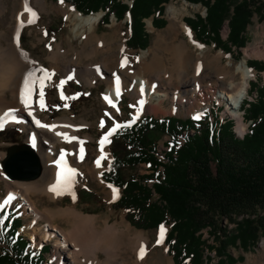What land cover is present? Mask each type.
<instances>
[{
  "label": "rangeland",
  "instance_id": "1",
  "mask_svg": "<svg viewBox=\"0 0 264 264\" xmlns=\"http://www.w3.org/2000/svg\"><path fill=\"white\" fill-rule=\"evenodd\" d=\"M14 1L15 0L0 1V5L4 8L3 13L0 14V33L3 34L6 32L3 41L4 45L6 43L9 44L10 41L11 27L13 24L12 15L14 11L12 4ZM119 1L129 5L132 0ZM43 2L44 11H39L37 8L33 7L31 8V12L36 13V17L21 30L19 38L20 45L33 60V63L36 66L38 64L41 65L36 72L37 74L34 78L33 85L29 88L28 96L33 103V108L37 110V114L47 127L58 118H66L76 124L78 133L83 139L82 146L87 152V167H91L93 160H99L96 153H98L100 149H104L106 155L101 159L102 172L107 171L112 160V152L117 153L119 156H123L126 153L119 141L114 139L116 130L122 125H131L140 117L146 115L154 119H161L163 117L195 119L194 117L199 116L202 118L204 115H207L210 116L209 120H212V122H214V117L217 118V121L221 122L231 120L233 122V134L237 139H241L242 134L247 132V128L251 122L246 121L243 109L240 108L238 115L241 117L244 125L240 132L236 117L227 114L228 106L226 103L229 104V102H227L225 97L220 95L219 92H221V90L219 86L224 82L228 83L231 77L234 78L235 83L240 80V75L235 73V66L239 62L244 61L247 65L248 61H264V18L260 19L258 15L253 16L251 23L247 26L244 33L246 45L240 50L232 49L233 55L231 56L225 55L220 50H215L211 44L201 45L195 42L191 31H189L191 35L185 32L183 28V24L186 25L184 22L185 19H194L195 15H201L202 18L205 17L206 10L200 4H190L184 0H176L165 4L164 13L161 18L164 19L166 23L162 28H155L152 26V17L143 21L145 24V31L149 34V45L147 49L143 51H134L127 48V65L131 68L134 78L137 79L142 76L150 77L146 72L143 73L141 70L142 62L138 58L141 52H148V61L154 57V54H157L163 58L165 64L171 70L172 68L175 69V66L180 64L179 67L181 68H177V71L181 73L182 80L185 82L187 81L189 85L186 89L184 88L187 95L189 94L188 96L186 95L187 99H190L191 92L196 84L202 87L200 91L203 93H196L193 100L198 104V107H200L199 109L204 107L203 112L199 114L195 112L192 115L190 113V108L192 107L195 111L197 104L193 103V107V104H190V102L188 103L189 100H183V98L179 102H171V98L168 97L162 104H158L157 101L146 102L144 110L141 111L138 100L132 97L131 92L128 91L126 87L121 91L118 101L115 102V107L105 103V91L107 88L105 81L111 78L109 72L102 71L97 77L94 86H88L83 79H81V76L78 74L76 75L77 72L89 67L90 64L94 65L97 63L100 57L91 56L88 58L86 56V49L84 48L85 37L74 38L71 34V28L69 27L67 17L61 12V5L63 4V6H65L64 9L70 8L73 11H75V9L70 7L64 0H43ZM169 8L173 9L172 13L168 12ZM98 13L102 16L104 14V12L101 11ZM127 17L129 16L126 15L125 18L117 21V19L111 15L108 24L99 25L98 23L94 26V34L97 38H102L103 47H106L109 43H111V45L113 43L110 47L113 51H116L118 41H122L126 44L129 37L130 23ZM220 32L222 39L225 40L229 32L227 23L222 26ZM193 42L198 45L193 44ZM60 44L63 47V51H58L57 49V46H60ZM237 51L239 52L237 53ZM55 53L59 55L57 60L51 59L52 55ZM180 55L181 61L179 62ZM184 58L186 59L184 60ZM111 66L120 73L118 69L119 62L116 63V66L115 64H111ZM171 70H169L170 74H172ZM177 71L175 70V72ZM251 72L253 77L250 81V85H256V82H258V85H260V83L264 84V71L257 72L256 70H251ZM256 73L261 74L257 75ZM128 76L131 75H126V79H129ZM169 79L166 78L165 80L168 82ZM174 81L175 79H173V82ZM250 85L247 95L245 96L246 100L249 102L255 98V93L253 95L250 93ZM161 88L162 87L157 90ZM128 89L131 90V87H128ZM182 90L183 88L181 91ZM168 91L170 92V89ZM41 92H43L42 100L40 95ZM215 94H218L217 97L223 99L221 103L216 100ZM7 96H10V94H7ZM41 103H43V108L41 107ZM172 108L174 110L170 112ZM19 113L17 112L16 114L23 115L26 113V110ZM4 122L5 125L0 127V201L3 200L9 190L18 191L23 197L26 195L25 200L29 203L28 207L32 209L33 206V213L39 218V221L33 226L32 232L39 238L40 234L38 231L42 227L41 239H43V241L54 238L52 235L53 232L47 231L46 229L48 228V221L54 224L58 229L56 236H58L59 239L57 240L56 237V241L52 244V248L48 247V244H46V248L43 250L46 252L43 254V264H45V260L48 259L52 262H46V264H55L56 262L53 261L56 259V256L58 257V264H72L71 260L66 259L67 255L64 248L61 249V251L56 249V243L63 242V238L67 240L68 235L73 231L71 214L74 212L84 217L94 218L95 227L92 230L96 232L102 233L105 231L106 224L115 226L116 229L119 228L117 229L119 231L117 236L118 239L114 237V241H116L114 244L115 247L116 244L119 245V250L115 249L118 252L116 261L103 264H173L164 243V238L167 235L170 225H163L164 232L162 239L161 227L158 229L140 230L130 225L125 218L126 212L123 210H116L112 206V204L119 199L121 195L120 190L115 189L105 182V185H99L98 181L86 170L76 171L72 192L60 198L52 197L48 193L42 194L35 190H29L27 193L24 191L26 190V186L35 188L41 184L44 172L47 169L46 164L42 163L41 165L43 168L42 176L32 182H10L3 178L4 175L1 164L6 156L7 148L10 146L28 144L30 136L27 128L21 125L20 119L15 120L14 124H8L7 121ZM109 133L111 134L109 135ZM148 138L156 144L157 158L163 160L164 152L168 151L166 143L169 137L150 132ZM43 148H45V146H43ZM69 148L67 142L63 144L57 143L55 156L58 157L62 150L65 151ZM147 174H150V170L145 164L122 170L124 179L130 176L139 178ZM111 188L116 190L113 197L107 195ZM20 218L22 219V227L24 228L23 231L20 232V235L29 238L28 233L25 232L30 231V218H27L25 213H22ZM44 227L45 229L43 230ZM221 227L231 229L233 225H227V221L224 220L221 222ZM44 231L48 233L49 237H43ZM94 231H90L89 233H94ZM120 234L123 235L121 236ZM32 235L33 234L30 236ZM139 236L144 238L147 243L142 259L139 258V254H134V247H132V245H136V238ZM36 237L34 241L35 244L37 242ZM202 238L206 240L210 246L217 247L216 242L213 241V237L209 233V229L202 231ZM158 240H161V242L158 243ZM82 242L88 243L87 240ZM67 250L72 251L70 247L67 248ZM137 252H140L139 248ZM229 252L235 260L242 259L235 262L236 264H264V235L255 246H250L247 251H243L241 248L236 247L231 248ZM55 254L56 256H54ZM93 254L96 253L90 248L88 252H84L77 257L78 259L75 264H93ZM97 255L100 263L104 262V255L102 253H98ZM204 257L209 258L206 264H217L218 262L213 250L205 252Z\"/></svg>",
  "mask_w": 264,
  "mask_h": 264
},
{
  "label": "trees",
  "instance_id": "2",
  "mask_svg": "<svg viewBox=\"0 0 264 264\" xmlns=\"http://www.w3.org/2000/svg\"><path fill=\"white\" fill-rule=\"evenodd\" d=\"M173 1L133 0L129 7L119 0H64L83 16L104 12L99 25L108 24L111 15L120 21L128 12L126 46L130 50L147 49L149 34L143 21L152 17V25L162 28L164 5ZM184 1L206 10L204 18L195 15L184 21L194 40L229 56L232 49L246 45L244 33L253 16L264 18V0ZM225 23L229 32L223 40L220 30ZM247 66L264 71V61H248ZM250 93L256 98L242 104L244 117L251 122L242 139L234 136L231 120L220 123L214 117L211 122L207 115L200 120L146 115L114 133L126 153L112 152L108 170L102 174L106 183L121 192L112 206L125 211L126 220L140 230L169 224L164 242L174 264H206L209 258L204 253L212 250L217 264H236L242 259L235 260L229 250L247 251L264 235V87L251 84ZM150 132L169 137L163 160L156 156ZM179 137L182 143L178 146ZM141 164L151 173L123 178V169ZM8 220L3 222L0 215V264H42V257L25 254L23 238L14 239L20 221L9 225ZM224 220L233 228H222ZM205 229L217 247L202 238Z\"/></svg>",
  "mask_w": 264,
  "mask_h": 264
},
{
  "label": "bare ground",
  "instance_id": "3",
  "mask_svg": "<svg viewBox=\"0 0 264 264\" xmlns=\"http://www.w3.org/2000/svg\"><path fill=\"white\" fill-rule=\"evenodd\" d=\"M12 5L14 11L12 15L13 24L11 27L9 44H3L6 32L3 34L0 33V125H5L4 121H7L8 124H14L15 120L20 119L21 125L25 126L30 133L28 139L29 146L39 157L41 165L42 163L47 165V169L44 172V177L41 184H39L35 188L26 186V190L24 191H26L27 193L29 190H35L36 192L38 191L42 194L48 193L52 197L60 198L67 193L72 192L74 186V178L77 170H86L96 181H98L99 185H105L101 176V159L106 155L105 150L100 149L99 152L96 153L99 157V160H93L91 167H87V152L82 146L83 139L78 133L76 124L66 118H58L54 120L49 127H47V125L37 114V110L33 108V103L28 96L29 88L33 85L34 78L37 74L36 72L39 70L41 65L38 64L36 66L33 63V60L27 55V53L20 45L19 38L21 30L29 24V20L31 19L33 21V19H35L36 17V15L35 17L31 16V8L33 7L37 8L39 11H44L43 0H15ZM64 7L65 6H63L62 4L61 12L67 17V21L69 23V27L71 28V34L73 35V37H85L84 48L86 49V56L88 58L91 56L100 57L97 63H95L94 65L90 64L89 67L80 70L76 73V75L78 74L79 76H81V79H83V81L88 86H94L96 84L97 77L101 74L102 71L109 72L111 74V78L105 81L107 87L105 91V96L107 97V99L104 100L105 103L115 107V102L118 101L120 93L125 89V87L128 91L131 92L132 97L138 100L139 108L141 111L144 110L146 102L157 101L158 104H162V102L168 97L171 98V102H179L180 100H182V98L183 100L187 99V93L184 88L186 89V87H188L189 85L187 81L185 82L184 80H182L181 73L177 71V68H181L179 67L180 64H178V66L176 65L175 69L172 68L171 70L165 64L163 58L158 56L157 54H154V57L150 61H148V52L144 51L141 52V55L138 58L142 62V72H146L150 77L142 76L135 79L132 74L131 68L127 65L128 52H126V44L122 41H118L116 51H113L110 47L113 45V43L112 45L111 43H109L106 45V47H103V41L101 40L102 38L99 39L94 34V26L98 24L102 15L100 13H96L89 16H83L70 8L64 9ZM26 8L28 9V11H25ZM3 10V6L0 5V14L3 13ZM168 12L172 13L173 9L169 8ZM127 19H129V17H127ZM183 28L188 34L190 29L184 24ZM193 44L198 45L195 42H193ZM57 49L58 51H63L62 45L60 44V46H57ZM58 57L59 55L55 53L52 55L51 59L57 60ZM185 59L186 58H184V60ZM178 61H181V55ZM118 62V69L122 75L118 72L117 69L111 66V64H115L116 66V63ZM169 70H171L172 74H170ZM175 70L177 72H175ZM249 70L250 69L247 67L244 61L239 62L235 66V73H238L240 75V80L235 83L234 78L231 77V80L228 83L224 82L221 86H219L221 90V92H219L220 95L225 97V99H227V102H229V104L226 103L228 106V112H226L230 116L236 117L238 129L240 130V132L242 131L244 125L241 117H239L238 115V106L243 102L244 97L247 95L250 81L253 77L252 72ZM128 74L131 76H128L129 79H126L125 76ZM166 78L169 79L168 82L165 80ZM173 79H175L174 82ZM180 80L184 82H181ZM26 84L27 86H25ZM128 87H131V90H129ZM160 87L162 88L157 90ZM182 88L183 90L181 91ZM169 89L170 92L168 91ZM200 89H202V87L199 84H196L194 86L191 92L190 99H187L189 100L188 103H196L193 98L195 97L196 93L201 92ZM22 91L24 93L23 97ZM203 91L207 92L206 90ZM7 94H10V96H7ZM217 95L215 94L216 100L221 103L223 99L221 97H217ZM25 101L28 105L27 107L25 105ZM109 101H111V103H109ZM199 108L200 107H198V104L195 108V111L191 107L190 113L192 115L195 112H197L198 114L202 113L204 107H201V109ZM23 110H26V113H24L26 116L24 114H20L21 112H23ZM173 110L174 109L172 108L170 112H172ZM17 112H20V115L16 114ZM64 142H67L69 144V151L62 150L61 154L56 157L55 150L57 143L63 144ZM43 146H45V148H43ZM42 173L43 168L40 177L42 176ZM40 177H38L37 179H39ZM50 187H55L56 192L50 191ZM113 190L114 188H111L107 193L109 197H113L115 195ZM57 192L60 194H57ZM25 197L26 195L23 197L24 200ZM27 202L28 201H26V203ZM32 209H34L33 206ZM71 217L73 231L70 232L67 240L63 238V242L60 240L61 243H56V249H59L61 251V249L64 248V250L66 251V259L71 260L72 264H75L76 260L78 259L77 257L82 255L84 252H88V250L91 248L96 253L93 254V264H103L116 261L118 252L115 249L119 250V245L116 244L115 247L114 244L116 241H114V237L117 238L119 234V231L117 229L119 228L116 229L115 226H109L106 224V230L102 233H99L92 230L95 227L94 218L84 217L81 214H77L76 212L71 214ZM47 223V231H58L54 224L49 221ZM44 229L45 228H43V230ZM90 231H94V233H89ZM120 235L122 236L123 234ZM45 236L49 237L48 233L44 231L43 237ZM84 240H87L88 243L82 242ZM146 246V240L144 238H141L140 236L137 237L136 245H132V247H134V254H140V252H137V249L139 248L140 250L141 247H143L145 250ZM69 247L70 249H72V251L67 250V248ZM98 253H102L104 255V262L100 263L97 255Z\"/></svg>",
  "mask_w": 264,
  "mask_h": 264
},
{
  "label": "water",
  "instance_id": "4",
  "mask_svg": "<svg viewBox=\"0 0 264 264\" xmlns=\"http://www.w3.org/2000/svg\"><path fill=\"white\" fill-rule=\"evenodd\" d=\"M127 15L130 19V14ZM1 165L4 178L9 181L29 182L42 172L39 157L27 144L8 147Z\"/></svg>",
  "mask_w": 264,
  "mask_h": 264
},
{
  "label": "snow or ice",
  "instance_id": "5",
  "mask_svg": "<svg viewBox=\"0 0 264 264\" xmlns=\"http://www.w3.org/2000/svg\"><path fill=\"white\" fill-rule=\"evenodd\" d=\"M25 11H28V9L26 8ZM35 15H36V14H35L34 12L31 13V16H32V17H35ZM31 22H32V20L30 19V20H29V23H31ZM189 35H191V34L189 33ZM249 71H251V70H249ZM198 72H199V68H198ZM117 83H118V81H117ZM25 86H27V84H26ZM117 91H118V90H117ZM23 95H24V93H23V91H22V97H23ZM40 95H41V100H42V99H43V92H41ZM105 99H107V97H106ZM109 103H111V101H109ZM25 105H26V107L28 106L27 103H26V101H25ZM41 107L43 108V103H41ZM194 118H195V119H199L200 117L197 116V117H194ZM37 123H39V122H37ZM0 126H2V125H0ZM41 126H43V125H41ZM110 134H111V133H109V135H110ZM105 140H106V138H105ZM102 143H103V141H102ZM58 166H59V162H58ZM49 190H50V191H53V192H56V188H55V187H50ZM113 191H114V193H115V189H114ZM57 194H60V193L57 192ZM163 232H164V228H163V226H161V239H162V236H163ZM157 242L160 243L161 240H158ZM143 253H144V248L141 247V249H140V254H139V258H143Z\"/></svg>",
  "mask_w": 264,
  "mask_h": 264
},
{
  "label": "built area",
  "instance_id": "6",
  "mask_svg": "<svg viewBox=\"0 0 264 264\" xmlns=\"http://www.w3.org/2000/svg\"><path fill=\"white\" fill-rule=\"evenodd\" d=\"M259 74H261V73H259ZM259 86L262 87V86H264V84H261V83H260ZM221 123H224V122H221ZM243 136H244V133L242 134L241 139L243 138ZM25 208H26L27 212H28V213L30 214V216H31L30 221H35V220L38 219V217H36L35 214L33 213V211L28 207V202L26 203ZM41 228H42V227H41ZM44 228H45V227H44ZM46 229H48V228H46ZM41 232H42V231H40L39 234H41ZM57 239H59V238H57Z\"/></svg>",
  "mask_w": 264,
  "mask_h": 264
},
{
  "label": "crops",
  "instance_id": "7",
  "mask_svg": "<svg viewBox=\"0 0 264 264\" xmlns=\"http://www.w3.org/2000/svg\"><path fill=\"white\" fill-rule=\"evenodd\" d=\"M151 24H152V20H151ZM153 26V25H152ZM134 51H139V50H134ZM141 51V50H140ZM130 224V223H129Z\"/></svg>",
  "mask_w": 264,
  "mask_h": 264
}]
</instances>
